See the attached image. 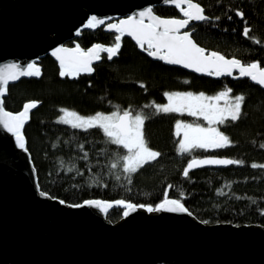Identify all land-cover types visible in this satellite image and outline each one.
<instances>
[{
	"label": "trees",
	"instance_id": "1",
	"mask_svg": "<svg viewBox=\"0 0 264 264\" xmlns=\"http://www.w3.org/2000/svg\"><path fill=\"white\" fill-rule=\"evenodd\" d=\"M193 1L208 17L189 27L197 44L208 52L238 59L245 65L255 62L264 68V0ZM152 9L160 16L181 17L175 7ZM238 11L244 13L243 18ZM117 20L112 18L96 28L85 27L74 41L82 49L94 44L113 46L117 33L107 31L106 25ZM246 27L250 30L247 36ZM149 51L148 46L122 37L113 59L102 52L92 72L64 76L60 75L61 67L45 55L37 63L39 76L7 86L2 99L6 110L18 112L25 103L38 102L29 112L22 134L39 190L69 205L87 200L124 201L152 209L165 198L179 199L188 212L207 224L264 227V90L234 74L215 78L186 72L151 58ZM227 89H231L228 95L245 98L239 119L227 117L223 124L216 123L231 143L210 150L178 151L177 121L201 125L205 121L186 111L157 113L155 105L166 104V93L213 96ZM61 108L81 115L129 111L149 117L144 123V137L148 147L160 156L136 172L126 173L125 148L111 142L99 127L76 128L59 122ZM204 156L227 157L241 163L199 168L185 176L187 164ZM125 209L114 206L105 218L116 223Z\"/></svg>",
	"mask_w": 264,
	"mask_h": 264
},
{
	"label": "water",
	"instance_id": "2",
	"mask_svg": "<svg viewBox=\"0 0 264 264\" xmlns=\"http://www.w3.org/2000/svg\"><path fill=\"white\" fill-rule=\"evenodd\" d=\"M155 6L175 7L181 17L160 16L153 11ZM148 8L161 19L185 18L171 0H0V66L16 64L25 69L29 63H34L38 67V60L49 55L60 67V61L53 55L56 49H67L59 55L73 57L87 53L94 45L114 47L94 44L82 50L74 39L90 17L104 22L117 18L109 24L119 25L128 17L139 19V13ZM149 22L145 16L144 23ZM196 22L201 21H189L180 29V34L189 32V27ZM108 25L107 31L121 36L119 45L122 37L139 45L131 35L126 32L121 35ZM190 37L195 42L191 34ZM68 41H73V45H66ZM77 47L80 53L75 51ZM102 52L109 59L107 51H99V56ZM97 61L93 59L90 66ZM171 65L195 75H208L183 65ZM233 74L237 79H249L264 90V85L240 76L238 68H233L231 75L212 76L222 78ZM29 77L21 76L8 85ZM5 94L0 95V101ZM23 139L21 148L15 135L0 124V264H264L262 226L207 224L188 211L170 212L158 208L149 211L150 207L136 205L128 209L126 203L101 201L111 207L84 203L75 207L41 195L24 136ZM206 159L230 160L216 156L193 160ZM228 165L200 164L189 171ZM114 206H122L128 213L116 223L105 218Z\"/></svg>",
	"mask_w": 264,
	"mask_h": 264
},
{
	"label": "snow or ice",
	"instance_id": "3",
	"mask_svg": "<svg viewBox=\"0 0 264 264\" xmlns=\"http://www.w3.org/2000/svg\"><path fill=\"white\" fill-rule=\"evenodd\" d=\"M178 8H180L184 19H161L152 14V9L148 8L139 13V19L135 17H128L126 20L120 21L119 25L109 24L108 28H115L121 35H131L137 43L144 47L147 44L150 56L158 57L170 64L183 65L187 68H194L197 72H206L208 75H231L233 68H238L240 76H247L251 80L260 85H264V68L260 67L258 63L242 64L238 59H225L224 56L218 52H211L206 54L205 49L199 47L190 37V33L185 31L180 34V29L185 28L189 21L197 20L203 21L208 19L203 12L200 4L194 3L193 0H171ZM186 5V7H182ZM237 15L242 17L244 13L238 11ZM147 16L149 23H144V17ZM218 19V18H217ZM104 24V21L93 16L87 21L85 27L96 28L98 25ZM249 29H244V35L247 36ZM121 36H116V44L114 47L102 48L100 45H94L89 48L87 53H81L78 56L64 57L59 53L67 52V49L59 48L53 52V55L60 61V75L74 74L79 71L92 72L90 66L93 59L99 60V51H107L109 59L116 55L119 49V41ZM259 42V41H257ZM80 53L79 47L75 50ZM39 76L40 69L34 64L29 63L25 69H21L16 64H7L0 66V95H3L7 90L9 81H16L21 76ZM231 89L219 93L217 97H205L203 93L198 96L192 93H171L165 94L168 103L164 105H155L157 113L181 112L188 111L191 115H202L209 123L219 122L223 124L225 117H230L232 121L239 119L241 115V105L244 102L243 95H236L234 103L228 105L226 108H218L215 105L199 103L205 99H219L227 96ZM38 102L33 101L25 103L23 110L13 114L4 110L2 101H0V124L3 125L9 132H12L17 144L23 148L24 139L21 134V128L28 119L29 111L37 106ZM64 111L62 117L65 123L71 124L76 128H101L107 137L111 138L112 142L117 145H122L128 150V155L123 157L124 171L136 172L145 164L155 160L160 156L159 152L153 151L148 147L144 137V123L149 117L141 114L132 116L129 111H124L123 115L113 112L109 116H104L97 113L95 117L83 118L78 116L75 112ZM177 135L183 129L184 139L180 142L182 151H187L190 148H222L231 143L229 137L220 132L216 128H202L199 125L193 127L192 125L181 124L177 121ZM264 147V145H261ZM241 161L228 159H206L203 161L193 160L189 162L188 167L184 169V175L187 176L189 169L200 164H239ZM256 167V165H253ZM44 195V193H41ZM64 203V201H60ZM116 204H124V201H116ZM84 204L101 205L105 208L111 207L110 204L101 201L87 200ZM80 207L81 205H74ZM128 209H132V204H127ZM158 209H166L170 212H186L187 209L180 202L179 199L165 198L162 203L157 205ZM149 211H152L149 208ZM124 215H128L124 212ZM207 223V221H205Z\"/></svg>",
	"mask_w": 264,
	"mask_h": 264
},
{
	"label": "rangeland",
	"instance_id": "4",
	"mask_svg": "<svg viewBox=\"0 0 264 264\" xmlns=\"http://www.w3.org/2000/svg\"><path fill=\"white\" fill-rule=\"evenodd\" d=\"M189 93H190V92H189ZM181 94H184V93H181ZM192 94L198 96L200 93H192ZM218 95H219V94H216V95H213V96H206V95L204 94L205 97H217ZM234 97H235V96L227 95V96L221 97V98H219V99H205V100H203V101H200L199 103L215 105V106H217L218 108H226L228 105L234 103ZM167 103H168V99H167L166 104H167ZM62 110H67V111H69V112H75L78 116L83 117V118L95 117L96 114H97V113H94V114H90V115H81V114H79L78 112H76V111H74V110H72V109L61 108V112H60L59 116L57 117V120H58L59 122H61V123L68 124V125H71V124H69V123H65V122L63 121V119H62V117H64V111H62ZM186 112H188V111H186ZM98 113H100V114H102V115H104V116H109V115L112 114V113H102V112H98ZM188 113H189V112H188ZM135 115H136V114H134V115H132V116H135ZM195 116H198V117L202 118V119L205 121V125H201V124H190V123H184V122H181V124L192 125L193 127H195L196 125H199L200 127L205 128V129H207V128H214V127H217V126H216V123H217V122H213V123L210 124L209 121H208V120H205L204 117H203L202 115H195ZM225 118H227V117H225ZM225 118H224V119H225ZM176 125H177V124H176ZM71 126H72V125H71ZM217 129H218V127H217ZM175 130H176V134H177V128H175ZM218 130H219V129H218ZM220 132H221V131H220ZM178 137H179L178 151H180V152H186V151H182L181 148H180V142L184 139L183 129L180 131V134L178 135ZM109 139H110V141L112 142L111 138H109ZM121 146H122V145H121ZM195 148H199V147H195ZM190 149H192V148H190ZM190 149H189V150H190ZM199 149H200V150H210V149H214V148H199ZM125 150H126V155H128V150H127V149H125ZM151 150H152V149H151ZM153 151H155V150H153ZM187 151H188V150H187ZM126 155H125V156H126ZM155 208H157V206H156ZM155 208H152V210H154Z\"/></svg>",
	"mask_w": 264,
	"mask_h": 264
},
{
	"label": "flooded vegetation",
	"instance_id": "5",
	"mask_svg": "<svg viewBox=\"0 0 264 264\" xmlns=\"http://www.w3.org/2000/svg\"><path fill=\"white\" fill-rule=\"evenodd\" d=\"M68 43H70L69 41L66 43V45H68ZM73 45V41L71 42V44L70 45H68V46H72ZM82 50H85V49H82ZM214 128H216L217 129V127H214Z\"/></svg>",
	"mask_w": 264,
	"mask_h": 264
}]
</instances>
